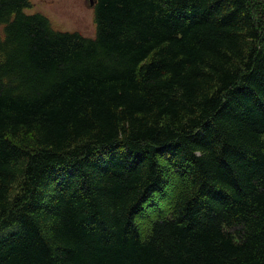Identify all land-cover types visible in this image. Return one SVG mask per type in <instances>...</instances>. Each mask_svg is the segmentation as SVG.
Segmentation results:
<instances>
[{"label":"trees","instance_id":"obj_1","mask_svg":"<svg viewBox=\"0 0 264 264\" xmlns=\"http://www.w3.org/2000/svg\"><path fill=\"white\" fill-rule=\"evenodd\" d=\"M0 0V264H264V0H95V38Z\"/></svg>","mask_w":264,"mask_h":264},{"label":"rangeland","instance_id":"obj_2","mask_svg":"<svg viewBox=\"0 0 264 264\" xmlns=\"http://www.w3.org/2000/svg\"><path fill=\"white\" fill-rule=\"evenodd\" d=\"M27 15L39 13L47 17L55 31L78 33L89 39L95 38L93 7L89 0H29ZM1 31V27H0Z\"/></svg>","mask_w":264,"mask_h":264},{"label":"water","instance_id":"obj_3","mask_svg":"<svg viewBox=\"0 0 264 264\" xmlns=\"http://www.w3.org/2000/svg\"><path fill=\"white\" fill-rule=\"evenodd\" d=\"M89 4H90V6H94L95 5V0H89Z\"/></svg>","mask_w":264,"mask_h":264}]
</instances>
